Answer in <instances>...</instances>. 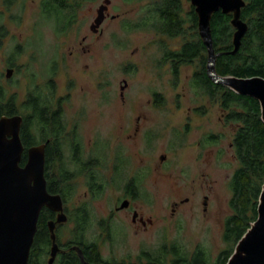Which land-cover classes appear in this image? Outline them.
<instances>
[{"label":"rangeland","instance_id":"rangeland-1","mask_svg":"<svg viewBox=\"0 0 264 264\" xmlns=\"http://www.w3.org/2000/svg\"><path fill=\"white\" fill-rule=\"evenodd\" d=\"M10 1L0 0V83L16 95L19 108L29 89L52 84L65 137L79 136L84 162L103 161L104 188L92 192L88 177L80 175L69 203L89 205L93 240L100 235L99 222L107 224L112 215L111 239L104 235L101 247L121 257L177 245L188 254L200 246L215 261L231 246L224 231L239 166L231 145L237 124L227 119L219 97L194 86L195 65L182 66L177 77L160 61L161 44L175 49L182 38L149 27L146 0H112L111 13L119 12V19L105 21L97 37L90 25L103 0H69L57 13L45 10L44 0ZM190 5L183 0L184 17ZM143 16L145 25L133 26ZM91 38L98 42L86 45ZM16 49L20 68L7 81L6 64ZM211 130L219 131L215 143L203 139ZM131 179L138 184L134 205L153 220L145 229L135 230L132 210H115Z\"/></svg>","mask_w":264,"mask_h":264},{"label":"trees","instance_id":"trees-1","mask_svg":"<svg viewBox=\"0 0 264 264\" xmlns=\"http://www.w3.org/2000/svg\"><path fill=\"white\" fill-rule=\"evenodd\" d=\"M68 1L44 0L43 4L45 10L57 13L70 6ZM245 1L241 18L247 22L248 29L235 53L232 52L236 30L231 22L233 14L224 13L220 9L212 15L210 24L213 46L215 52L219 53L215 67L220 75L264 77V0ZM152 22L157 32L165 33L171 38H182L178 48L166 50L163 62H170L177 77L181 65H195L196 69L192 75L194 86L203 89L212 98L219 97L224 111L227 112V119L237 124L233 147L239 166L231 179L232 214L226 219L224 231V239L231 244L230 248L222 251L218 258L212 261L200 246L191 254L177 245L171 247V253L175 257L172 264H225L239 239L258 216V201L264 183V121L261 118L260 102L251 96L236 93L223 84H217L209 77L208 49L199 32V17L194 5H190L184 17L183 0H156ZM16 53L19 54V51ZM47 88L49 93L26 104L30 113L25 117L21 128V139L25 147L21 165L27 161L29 147L45 143V176L50 193H58L65 201L70 200L75 189L71 182L72 177L79 175H86L91 183V191L99 192L101 189L96 183L99 177L94 166L90 162L85 163L78 155V152L82 151L79 138L65 137V119L61 111L51 108L52 84L49 83ZM6 95L5 89L0 85V117L21 113L12 100H6ZM67 144L70 145L69 150L72 153L69 159L64 154ZM131 183L125 184V190L128 192H131ZM50 214L51 211L46 209L40 213V224L43 223L36 233L34 248L45 247L50 243L49 228L46 226ZM168 250L163 246L160 252L156 253L157 264L161 257V264H165L164 257Z\"/></svg>","mask_w":264,"mask_h":264},{"label":"water","instance_id":"water-1","mask_svg":"<svg viewBox=\"0 0 264 264\" xmlns=\"http://www.w3.org/2000/svg\"><path fill=\"white\" fill-rule=\"evenodd\" d=\"M110 0H105L98 9L95 23L99 25ZM199 17V32L208 49L207 72L217 84H223L236 93L248 95L260 102L261 118L264 121V77H237L220 75L215 63L219 53L215 52L211 33V18L222 10L232 13V25L236 28L233 38L235 53L248 24L241 18L245 0H191ZM10 72V71H9ZM8 72V73H9ZM10 76V74H8ZM22 117L20 115L0 117V264H28L30 249L37 232V224L44 206L58 211V220L63 221V200L60 194L50 193L45 176L46 144L33 145L28 149L27 161L21 165L25 147L21 140ZM165 156H162L164 158ZM127 201L122 203L124 207ZM257 219L237 242L225 264H264V183L259 196ZM55 222H50L51 238L55 243Z\"/></svg>","mask_w":264,"mask_h":264},{"label":"flooded vegetation","instance_id":"flooded-vegetation-1","mask_svg":"<svg viewBox=\"0 0 264 264\" xmlns=\"http://www.w3.org/2000/svg\"><path fill=\"white\" fill-rule=\"evenodd\" d=\"M104 1L105 0H103L102 3H100V5L98 6L93 22L90 25V29L92 31V37L93 36L97 37L103 34L102 25L105 23V21H107L108 19H119V12L111 13L112 0H110V3L108 4V8L104 11L105 15H104L102 22L99 25L95 23V20L98 16V9L101 5H103ZM142 1L144 2L145 0H142ZM146 1H147L149 17L151 18L149 27L152 29H155L154 25H152L153 23L152 21H154V7L156 4V0H146ZM131 22L133 23V26L135 25V27H140V26L145 25L146 17L143 16L142 19H140L139 21L137 22L131 21ZM158 33L162 34L160 32ZM162 35L170 37L169 35L165 33ZM85 41H86V45H94L98 42V40L92 39V38L89 40L85 39ZM167 49H171V48H169L165 44H161L162 60L160 59V61H163V57ZM16 52H17V49L16 51H14L13 57L6 64L7 70L5 73V77L7 81H11L13 77L18 73L19 68H20V65L17 64V61H15V59L18 57L17 55H20L21 51L19 54H17ZM164 63L165 64L167 63L170 65L169 61L164 62ZM182 66L184 65L180 66L179 75H180V72H181L180 69H182ZM51 69L52 70L55 69V66H52ZM8 74H10V76H8ZM0 85L3 86L2 83H0ZM48 85H49V82L45 84L44 86L40 84V85H35L34 89H29V91L24 94L23 101L20 104L21 106L20 108L18 105V101L16 99V95L15 94L9 95L7 90L3 86V88L5 89L7 93L6 100L7 101L12 100L15 103V105L19 108V110L23 111V113H16V114L7 115V116L20 115L22 117V123H21V128H22V125L25 121V117L28 116L30 113V111H28L29 108L26 106V104H28L30 100L33 101L34 98H39L41 95H44L45 93H49L50 90L49 88H47ZM53 95H54V92L52 93V97ZM51 99H52V105H51L52 110L61 111V114L64 117L62 106L59 103V100L56 103H54L53 98ZM138 130L139 128L138 126H136V128L134 129V132L136 131L137 133ZM20 136H21V130H20ZM75 136L77 135H72V138H74ZM208 137H210V140L208 141H211L212 143L217 142L219 140V131H214V130L208 131L207 135H205V138L203 137L202 138L205 140ZM77 138H79V136H77ZM202 138H200L198 142L199 145H202ZM231 145L233 146V142H231ZM28 149H27V152H28ZM211 149L213 151V146ZM78 153L81 159L84 160L82 157L84 153L82 151ZM70 157H72V153H70ZM101 157L102 156L98 158L101 159ZM87 162H90L93 164L94 169L99 177V180L96 181V183L98 184L97 186H99V189L104 188V185L102 184L104 177H102L101 175L102 173L99 171V170H102L103 168L102 166H104L103 161L99 160L98 163H93L92 161L89 160ZM45 171H46V164H45ZM79 176L72 177L71 182L74 184V186H75V180ZM131 182H132L131 192H128V190L127 191L125 190L123 197L121 199V202L117 204V206L115 207V210L117 212H121L122 210H132L131 223L135 227V230H138L140 228L145 229L149 224H153V220L151 217H147L144 214H142V212L139 211V209H137L136 206L134 205V200H135V197L137 196L138 184L136 183L135 179H131ZM47 184H48V181H47ZM117 186L119 187V184ZM89 187L91 188V183L88 179V188ZM208 198H209V195L205 194L204 195L205 212L208 211ZM185 199L188 200V198H185ZM62 200H63V213L66 214L65 219L63 221H57L58 214H59L58 211H54L47 206H44L42 208V210L46 209V210L51 211V214L47 217V220H46V226L49 228L48 232L50 235V243H47L45 247L34 248L33 244L36 241L35 240L36 234H35L34 241L30 249L28 264H157L156 263L157 261L156 253L160 252V249L158 250L143 249L141 250L139 255H137L136 257L132 259L131 256H122V257L119 256L118 251L116 249H104L103 247H101V242L105 240V237H108L107 238L108 240L111 239V235H109V233L113 229V225L111 222L112 215H110V218L106 217L107 224H104V222L102 221L99 222L100 224L99 228H101V231L99 232L100 235L97 237V241H96V240H93V236H92V228H93V223L95 224V221L93 219V215L91 214L89 205L86 203H82L80 205H76V203L69 204L70 200L65 201L63 198ZM125 201H127V204L124 207H121L122 203H124ZM175 205L177 206L178 203L176 202ZM52 221L55 222L54 232L56 236L55 243L57 244V249L55 250L54 255L52 254L54 241L51 238V231L49 227V223ZM42 223L43 222H41L40 224V216H39L38 224H37V231L40 227H42ZM116 228H117L116 235H118V238H119V223L116 225ZM168 251H169L168 254H166L164 257L165 264H172V260H174L175 257L172 255L171 249H169ZM162 259H163L162 257L160 258V260L158 259V264H161Z\"/></svg>","mask_w":264,"mask_h":264}]
</instances>
